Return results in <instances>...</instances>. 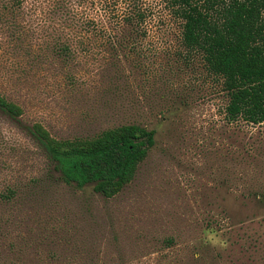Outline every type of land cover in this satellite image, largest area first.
<instances>
[{
  "label": "rangeland",
  "instance_id": "rangeland-1",
  "mask_svg": "<svg viewBox=\"0 0 264 264\" xmlns=\"http://www.w3.org/2000/svg\"><path fill=\"white\" fill-rule=\"evenodd\" d=\"M36 1L17 16L22 40L0 18V93L24 110H0V193L19 191L0 203L6 264H264V125L225 118L222 79L186 54L176 24L140 55L93 44L63 59L50 48L59 16ZM34 122L57 139L134 123L154 145L106 198L50 172Z\"/></svg>",
  "mask_w": 264,
  "mask_h": 264
},
{
  "label": "trees",
  "instance_id": "trees-1",
  "mask_svg": "<svg viewBox=\"0 0 264 264\" xmlns=\"http://www.w3.org/2000/svg\"><path fill=\"white\" fill-rule=\"evenodd\" d=\"M25 1L0 0V18L12 15L5 23L18 41L23 31L17 16ZM47 1L60 19V33L52 38L50 48L63 59L75 57L77 50L89 51L93 44L111 48L113 59L130 52L140 55L152 30L176 24L186 54L199 53L207 71L222 79L228 97L225 118L264 125V0ZM0 110L14 119L24 112L1 93ZM28 129L60 182L77 190L90 186L106 198L134 179L154 145V130L134 123L72 139L53 137L40 122ZM17 193L7 188L0 193V203ZM7 222L0 217L1 236ZM6 263L0 253V264Z\"/></svg>",
  "mask_w": 264,
  "mask_h": 264
}]
</instances>
